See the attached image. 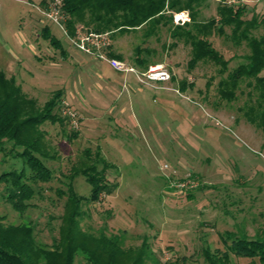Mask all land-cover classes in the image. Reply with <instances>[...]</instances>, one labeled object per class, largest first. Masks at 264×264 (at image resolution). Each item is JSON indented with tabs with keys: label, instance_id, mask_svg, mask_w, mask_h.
Here are the masks:
<instances>
[{
	"label": "rangeland",
	"instance_id": "374dc122",
	"mask_svg": "<svg viewBox=\"0 0 264 264\" xmlns=\"http://www.w3.org/2000/svg\"><path fill=\"white\" fill-rule=\"evenodd\" d=\"M57 1H1L0 72L14 78L40 106L63 89L65 104L59 112L67 117L64 125L41 126L49 154L45 162L54 178L37 186L39 194L29 209L22 214L15 211L0 183L2 224L31 225L38 244L52 247L60 238L67 203V195L61 192L68 189L73 167L88 162L84 152L90 149L101 152L109 164L106 178L117 188L99 202L82 206L84 232L119 235L126 249L140 248L148 240L158 264H207L204 250H224L221 235L225 232L249 237L262 233L264 134L244 115L255 99L247 81L240 84L235 100L222 99L219 83L227 74L212 62L190 68L191 46L174 40L170 28L162 26L148 38L145 28L109 33V57L119 51L122 61L134 67L136 48H148L152 63L164 66L174 78L167 83L171 89L163 93L140 87L135 74L127 73L124 88L125 78H106L108 73L117 74L109 63L93 62V56L75 45L79 35L93 31L79 23L80 34L76 30L73 37L64 14L58 24L47 16L58 9ZM220 3L205 0L197 8L198 20L218 18ZM225 3L245 8L244 18L256 26L252 34L264 35V0ZM232 32L224 27L223 33L215 31L208 38L229 61V71L245 63L250 54L247 43H237ZM59 42L74 60L64 62ZM55 63L63 66L57 68ZM95 65L101 70L92 73L89 67ZM183 83L186 90L181 89ZM75 132L78 136L71 138ZM11 153V145L0 150V175L24 167L23 160ZM97 165L99 170L104 168L103 163ZM73 187L79 195L90 194L91 186L83 176L73 181ZM233 261L254 264L234 256ZM75 264L86 262L78 255Z\"/></svg>",
	"mask_w": 264,
	"mask_h": 264
},
{
	"label": "trees",
	"instance_id": "16d2710c",
	"mask_svg": "<svg viewBox=\"0 0 264 264\" xmlns=\"http://www.w3.org/2000/svg\"><path fill=\"white\" fill-rule=\"evenodd\" d=\"M61 1V9L67 17L66 26L73 37L79 23L100 34H126L145 28L147 38L155 35L162 26L169 27L174 40L191 46L190 68L200 62H212L220 67L222 74H227L219 83L222 99L235 100L240 84L247 81V86L254 91L250 95H255V99L244 115L264 134V35L257 38L252 34L256 26L253 21L244 18L245 8L221 0L218 18L206 22L198 20L197 14L198 6L205 0ZM186 10L191 13V21L183 26L175 25L173 13ZM224 27H231L233 39L237 43L246 42L250 49L246 62L232 71L228 70L229 61L208 39L215 31L223 33ZM49 38L57 44L55 38ZM59 47L62 49V45ZM151 53L148 48L137 47L135 66L146 71L154 64L149 58ZM110 56L123 59L120 54L112 52ZM181 89H187L185 83ZM64 95L63 89L56 90L40 106L38 100L29 97L14 78L0 72V150L5 151L7 145H11V155L20 157L24 162L21 170L2 173L0 183L4 184L6 198L12 208L21 214L30 208L31 201L39 194L37 186L54 178L53 170L45 162L49 154L46 132L41 126L47 122L65 124L67 117L59 112ZM77 136L75 132L70 137ZM84 155L88 162L80 168L73 167L68 175V189L61 192V195H67V203L59 240L52 247L41 246L35 238L33 226H5L0 221V264H75L78 255L86 264H158L148 240H144L140 248L126 249L119 235H93L82 230V206L99 202L104 195H112L117 188L106 178L109 164L102 159L101 152L93 153L87 149ZM98 163L104 164L102 170L98 169ZM78 176H83L91 186L89 196L75 191L73 181ZM221 240L224 250H204L207 264H234L233 256L250 259L254 264H264V231L255 237L227 231L221 235Z\"/></svg>",
	"mask_w": 264,
	"mask_h": 264
},
{
	"label": "built area",
	"instance_id": "2783aa9c",
	"mask_svg": "<svg viewBox=\"0 0 264 264\" xmlns=\"http://www.w3.org/2000/svg\"><path fill=\"white\" fill-rule=\"evenodd\" d=\"M1 1L0 0V12H1ZM57 10L52 11L51 14L47 15L50 19H53L57 24L63 20V13L60 11L62 1H57ZM191 21L190 14L188 11H181L173 13V22L175 25L183 26ZM80 32L77 30V35ZM109 33H89L75 40V45L78 49L84 51L86 54L93 56L103 62H107L117 72L121 73H134L137 75L138 81L142 84L150 85L151 82H168L171 81V73L164 68L162 65L150 66L146 71L139 73L134 67L128 66L124 61L117 58L109 57L111 41L108 37ZM78 37V36H77ZM63 104H65L63 102ZM67 105V104H66ZM68 106V105H67ZM66 113L69 117L75 118V114L70 110L66 109Z\"/></svg>",
	"mask_w": 264,
	"mask_h": 264
},
{
	"label": "crops",
	"instance_id": "0c3cea01",
	"mask_svg": "<svg viewBox=\"0 0 264 264\" xmlns=\"http://www.w3.org/2000/svg\"><path fill=\"white\" fill-rule=\"evenodd\" d=\"M76 36V35H75ZM122 37V36H121ZM119 38L120 37H118V40H119ZM117 40V41H118ZM63 47V46H62ZM65 47V46H64ZM62 48L63 50H64V52H65V54L63 55V59H64V62H68V60L72 57V59L74 60V57L71 55V53L68 51V49H66V48ZM116 54H122V53H120L119 51H118V53H116ZM93 58V57H92ZM93 62H99V64H102L101 62H103V61H100V60H98V59H95V58H93ZM122 60H124V59H122ZM79 61H81V59H79ZM79 61H77L78 63H80ZM76 61H75V63H77ZM81 63H83L82 61H81ZM56 65L55 66H57V68H60L61 69V66H63L62 64H60V63H55ZM155 65H159V63H154L153 65L151 64V66H155ZM96 67H89V70L92 72V73H94V71H98L99 72V70H101V69H99V66H97V65H95ZM134 67H135V69L136 70H138L140 73H142V72H144L143 70H141V69H139L137 66H135V65H133ZM58 70V69H57ZM59 71V70H58ZM61 71V70H60ZM115 72H117V71H115ZM100 74H102L101 72H100ZM123 75H127V73H121V72H117V74L115 73V74H113V73H108L107 75H106V78L108 79H110V78H113L114 76H118L119 77V80L121 81L123 78H125V77H123ZM136 77H134L135 78V81L139 84V86L140 87H149V88H153V89H156V90H159V91H163V93L164 92H166V91H169L171 88H170V86L169 85H167V83H169V82H171V81H168V82H151L150 84H152L151 86L150 85H145V84H142V83H140L139 81H138V78H137V75H135ZM103 77H104V75H103ZM173 79V78H172ZM108 83H110L111 84V81H109ZM126 78L125 79H123V87L124 88H126ZM25 90V89H24ZM108 90H109V88H108ZM161 93V92H160ZM163 96H164V94H163Z\"/></svg>",
	"mask_w": 264,
	"mask_h": 264
}]
</instances>
